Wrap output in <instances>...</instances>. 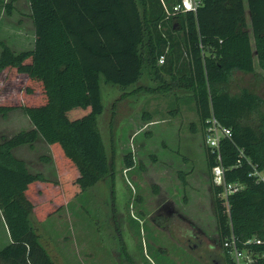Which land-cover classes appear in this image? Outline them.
<instances>
[{"label":"trees","instance_id":"1","mask_svg":"<svg viewBox=\"0 0 264 264\" xmlns=\"http://www.w3.org/2000/svg\"><path fill=\"white\" fill-rule=\"evenodd\" d=\"M13 1L0 0V14ZM197 1L195 11L167 14L180 0H28L33 47L16 50L0 39V116L20 108L33 124L0 139V211L10 235L0 264H55L31 215L44 220L113 176L97 127L100 78L128 86L146 65L157 79L169 77L160 85L189 90L203 132L211 114L231 130L220 142L225 178L244 186L228 195V210L206 147L218 241L228 264H236L224 246L232 235L252 257L245 264H264V183L248 175L251 164L264 170V112L254 91L226 86L234 70L253 72L257 62L264 72V0ZM256 112L257 121H244ZM38 139L49 146L51 154L40 158L54 162L55 177L32 171L14 153ZM124 162L134 165L131 152Z\"/></svg>","mask_w":264,"mask_h":264},{"label":"rangeland","instance_id":"2","mask_svg":"<svg viewBox=\"0 0 264 264\" xmlns=\"http://www.w3.org/2000/svg\"><path fill=\"white\" fill-rule=\"evenodd\" d=\"M28 9L26 0H16L10 13L5 7L1 11L0 39L13 49L29 44ZM166 80L157 79L148 65L128 86L100 78L103 110L97 127L112 156L113 176L71 197L44 220L31 215L37 240L55 264H226L195 100L179 83L160 85ZM226 86L231 92L254 91L257 110L264 112V72L257 62L253 72L234 70ZM258 112L244 121H257ZM32 126L22 109L11 110L0 116V139ZM128 152L131 168L124 162ZM14 153L32 171L56 176L54 162L40 158L51 154L42 139ZM164 204H170L168 214ZM1 223L0 248L9 238Z\"/></svg>","mask_w":264,"mask_h":264},{"label":"built area","instance_id":"3","mask_svg":"<svg viewBox=\"0 0 264 264\" xmlns=\"http://www.w3.org/2000/svg\"><path fill=\"white\" fill-rule=\"evenodd\" d=\"M198 5L197 0H180L172 6L171 11L167 10V14L174 13L176 11L193 10L195 11ZM159 60L162 61V58ZM231 130L222 125L219 120L211 114L206 120V126L204 128V141L210 148L211 153L214 154L216 163L211 170L212 182L216 185L222 186V191L219 196L224 199V202L228 210V195L240 190L244 185L240 182L227 181L225 178V167L222 163V155L220 150V142L224 137H229ZM249 176H253L256 181L264 183V170L257 168L256 165L251 164V170L248 173ZM253 241V238H248L245 243ZM224 246L228 247L229 253L236 264H245L252 260L250 254L247 253L245 248H240L237 245V238L232 235L230 239L224 242Z\"/></svg>","mask_w":264,"mask_h":264},{"label":"crops","instance_id":"4","mask_svg":"<svg viewBox=\"0 0 264 264\" xmlns=\"http://www.w3.org/2000/svg\"><path fill=\"white\" fill-rule=\"evenodd\" d=\"M15 1L16 0H14L13 1V8H15ZM27 2H28V0H26ZM29 8V7H28ZM13 10V9H12ZM28 17L30 18V16H29V9H28ZM30 21H31V18H30ZM31 24H32V21H31ZM23 35V34H22ZM27 35V34H26ZM22 37V36H21ZM23 37H27V39H28V36H25V34L23 35ZM26 42H28L29 44L27 45V47H22L21 49H19V50H23V49H30V48H32L33 47V43H34V31H33V25H32V28H31V37H30V39L28 40V41H26ZM48 146V145H47ZM49 147V146H48ZM0 226L2 227V223H1V221L3 222V225H4V227H5V232H6V234L7 235H9V231H8V229H7V226H6V224H5V221H4V219H3V217H2V214H1V211H0ZM7 240V243H5L4 245H1V248L2 247H4L6 244H8L9 242H10V235H9V238H7L6 239Z\"/></svg>","mask_w":264,"mask_h":264},{"label":"flooded vegetation","instance_id":"5","mask_svg":"<svg viewBox=\"0 0 264 264\" xmlns=\"http://www.w3.org/2000/svg\"><path fill=\"white\" fill-rule=\"evenodd\" d=\"M162 210H163L164 213H167V214H168V212H170L172 209H171V207H170V204H169V205H168V204H164V205L162 206ZM225 262H226V264H228L226 258H224V263H225Z\"/></svg>","mask_w":264,"mask_h":264}]
</instances>
